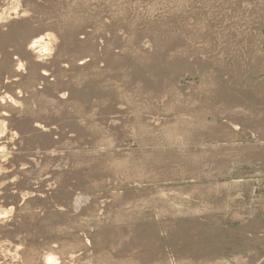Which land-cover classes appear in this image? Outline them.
<instances>
[{
    "label": "rangeland",
    "instance_id": "374dc122",
    "mask_svg": "<svg viewBox=\"0 0 264 264\" xmlns=\"http://www.w3.org/2000/svg\"><path fill=\"white\" fill-rule=\"evenodd\" d=\"M0 133V264H264V0H0Z\"/></svg>",
    "mask_w": 264,
    "mask_h": 264
},
{
    "label": "bare ground",
    "instance_id": "6f19581e",
    "mask_svg": "<svg viewBox=\"0 0 264 264\" xmlns=\"http://www.w3.org/2000/svg\"><path fill=\"white\" fill-rule=\"evenodd\" d=\"M34 43L37 44V46H38V44L41 45L43 42L41 43V40H40V41L37 40V42H34ZM32 46H33V45H32ZM44 47H45V46H44ZM44 47H43V49H44ZM45 49H46V48H45ZM50 258H51V257H50ZM50 258H47L48 261H47V260H45V261H47V263H49V264H52V260H53V259H50Z\"/></svg>",
    "mask_w": 264,
    "mask_h": 264
},
{
    "label": "clouds",
    "instance_id": "9594fccd",
    "mask_svg": "<svg viewBox=\"0 0 264 264\" xmlns=\"http://www.w3.org/2000/svg\"><path fill=\"white\" fill-rule=\"evenodd\" d=\"M22 67V66H21ZM0 134H2V133H0Z\"/></svg>",
    "mask_w": 264,
    "mask_h": 264
}]
</instances>
